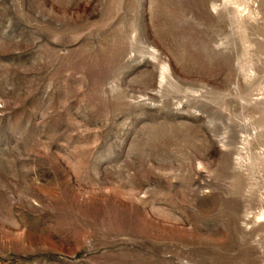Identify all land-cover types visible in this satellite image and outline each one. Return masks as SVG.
Here are the masks:
<instances>
[{
  "label": "rangeland",
  "instance_id": "obj_1",
  "mask_svg": "<svg viewBox=\"0 0 264 264\" xmlns=\"http://www.w3.org/2000/svg\"><path fill=\"white\" fill-rule=\"evenodd\" d=\"M0 264H264V0H0Z\"/></svg>",
  "mask_w": 264,
  "mask_h": 264
}]
</instances>
